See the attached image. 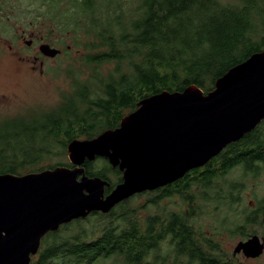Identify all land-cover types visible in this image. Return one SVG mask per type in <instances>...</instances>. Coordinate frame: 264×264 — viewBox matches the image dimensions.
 Here are the masks:
<instances>
[{"label": "trees", "instance_id": "1", "mask_svg": "<svg viewBox=\"0 0 264 264\" xmlns=\"http://www.w3.org/2000/svg\"><path fill=\"white\" fill-rule=\"evenodd\" d=\"M41 1L47 7L41 19L50 23L54 36L71 34L79 51V65L72 63L68 70L73 92L62 95L60 107L32 108L29 117H19L20 113L0 121V175L74 167L63 162L43 166L53 156L66 154L73 140L94 139L118 128L141 100L190 86L207 94L232 67L264 51V0ZM99 160L107 167L94 168L93 162ZM95 161L83 165L87 176L110 180L108 174L114 173L121 177L107 159ZM262 166L264 121L204 167L139 195L147 199L142 210L162 204V214L147 212L143 219L134 220L133 215L127 216L131 207L116 213L122 205L107 215L93 212L48 233L31 264H94L113 257H121L126 264H170V259L171 264H181L180 254L195 237L192 229L198 228L195 222L201 214L219 212L224 199L230 208L240 203L231 197L239 196L242 184L230 186L227 175L241 167L246 178L256 179ZM218 182H226L227 191ZM176 197L181 204L174 211L169 204ZM254 205L247 217L251 225L264 219V197ZM92 218L100 222L91 225ZM164 239L169 240L165 254L160 253ZM148 255L153 256L151 261Z\"/></svg>", "mask_w": 264, "mask_h": 264}, {"label": "water", "instance_id": "2", "mask_svg": "<svg viewBox=\"0 0 264 264\" xmlns=\"http://www.w3.org/2000/svg\"><path fill=\"white\" fill-rule=\"evenodd\" d=\"M39 49L46 57L61 53L47 44ZM262 121L264 51L232 67L207 94L190 86L149 96L118 128L94 139L73 140L67 147L73 168L0 175V264H31L48 233L183 179ZM97 158L107 159L123 174L107 196L110 183L87 176L83 166ZM238 250L257 257L262 245L254 236Z\"/></svg>", "mask_w": 264, "mask_h": 264}, {"label": "rangeland", "instance_id": "3", "mask_svg": "<svg viewBox=\"0 0 264 264\" xmlns=\"http://www.w3.org/2000/svg\"><path fill=\"white\" fill-rule=\"evenodd\" d=\"M227 1L233 2L234 0H225V2ZM46 10L47 7L41 0H7L4 11L6 12V19L0 17V28L6 30V32H0V121L4 118H16L20 113L19 117H29L28 112L32 108L47 111L54 107H60L64 101L62 95L73 92L72 79L68 76V70L72 63L79 65L76 60L79 51L70 38L71 34L64 36L58 32V35H53V41H56V39L63 40V42L61 41L62 46L59 48L61 53L54 58L44 56L39 46L27 47L25 40L29 39V34H26L25 40L21 38L24 29L28 33L30 32L32 23L38 22L39 27H48L41 19ZM49 15L46 16L49 17ZM2 22H6V29L2 26ZM66 51H71L72 55L68 57ZM83 54L84 52L81 56ZM37 57L38 60L36 61ZM82 78H85V76H82ZM34 125L40 126V123ZM78 140H82V138ZM59 162L70 164L68 150L66 154H58L50 158L43 167L55 165ZM93 163L94 168L97 169L107 167L103 160ZM212 165H215V163L212 162ZM108 178L113 183L118 181L114 173H109ZM227 179L230 181V186L234 182L242 184L239 196L237 198L231 197L232 201L237 199L240 203L230 208L224 199L220 201L222 203L219 205V212L213 210L201 214L200 220L203 221L201 229L204 232L209 231L211 225H214L218 236H227L232 229L244 225L254 203L264 197V166L261 168L260 176L256 179L246 178L241 167L232 170L227 175ZM217 186H221L224 191H227L228 184L226 182H218ZM134 197L128 199L130 204L122 205L123 208L121 206L116 213L132 208L127 216L133 215L134 220L137 218L138 220L143 219L148 213L162 214V204L150 205L147 207V211H144L141 208L146 204L147 199L143 196L136 197L135 195ZM180 204L181 200L179 198H173L170 200L169 208L176 211ZM118 215L120 216V214ZM99 222L96 218L90 219L91 225H96ZM168 250L169 247L162 244L160 253L165 254ZM152 257L148 255L147 260L151 261ZM120 258L100 259L94 264H126ZM171 262L170 259L169 263L171 264Z\"/></svg>", "mask_w": 264, "mask_h": 264}, {"label": "flooded vegetation", "instance_id": "4", "mask_svg": "<svg viewBox=\"0 0 264 264\" xmlns=\"http://www.w3.org/2000/svg\"><path fill=\"white\" fill-rule=\"evenodd\" d=\"M5 8L6 0H0V17L2 19H6V12H4ZM44 22L48 27L42 28V26L39 27L36 26V23H34L35 25L32 23V29L29 30L30 32L28 33L26 29H24L21 33V38L25 40L26 34H29V39L25 40V45L27 47L39 46L40 48V46L47 44L52 46V48L59 49L62 45L60 43H57L56 41H53L52 37L54 35V32L51 30L52 28L50 27V23L46 21ZM2 26L6 29V22H2ZM2 30L3 29L0 28L1 33L6 32V30ZM37 60L38 57L36 58V61ZM115 169L117 172H120L118 168L112 167V170L115 171ZM121 177H117L118 181L114 185L110 180H106L110 183V187H107L105 189V196L110 194V192L116 187V185L122 182V179H120ZM110 188H112L111 191L108 190ZM139 195L140 194L136 195V197H139ZM127 201L128 200L120 203L119 205H123V203H126ZM118 206L113 209H116ZM253 207L256 208L257 206L254 205ZM113 209L109 213H101L103 215H107L110 214ZM263 220L264 219H256L253 222V224L255 225H251L250 223H248V220H246L243 226L232 229L228 232L227 236H218L216 228H214L212 225L209 231L204 232L201 229L203 221L200 220L198 222H195L198 224V228L192 230L196 235L194 238H191L189 241H187L184 245V249H182V252L180 254L181 264H264ZM254 236H257L259 243L262 245V251L257 257H248L243 250H238V247L241 243L249 241ZM162 244H166L169 247V240L164 239Z\"/></svg>", "mask_w": 264, "mask_h": 264}, {"label": "bare ground", "instance_id": "5", "mask_svg": "<svg viewBox=\"0 0 264 264\" xmlns=\"http://www.w3.org/2000/svg\"><path fill=\"white\" fill-rule=\"evenodd\" d=\"M134 112H135V111H134ZM132 113H133V112H132ZM130 114H131V113H130ZM130 114H129V115H130Z\"/></svg>", "mask_w": 264, "mask_h": 264}]
</instances>
